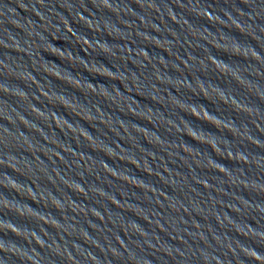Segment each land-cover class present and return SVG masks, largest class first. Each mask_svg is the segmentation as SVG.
I'll list each match as a JSON object with an SVG mask.
<instances>
[{
	"label": "water",
	"instance_id": "1",
	"mask_svg": "<svg viewBox=\"0 0 264 264\" xmlns=\"http://www.w3.org/2000/svg\"><path fill=\"white\" fill-rule=\"evenodd\" d=\"M0 264H264V0H0Z\"/></svg>",
	"mask_w": 264,
	"mask_h": 264
}]
</instances>
